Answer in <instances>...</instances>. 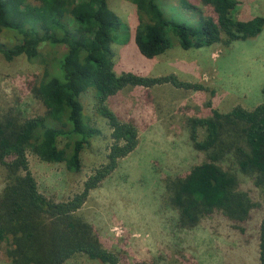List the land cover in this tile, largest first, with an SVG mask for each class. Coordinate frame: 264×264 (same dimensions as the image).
I'll list each match as a JSON object with an SVG mask.
<instances>
[{
    "label": "trees",
    "instance_id": "1",
    "mask_svg": "<svg viewBox=\"0 0 264 264\" xmlns=\"http://www.w3.org/2000/svg\"><path fill=\"white\" fill-rule=\"evenodd\" d=\"M34 1L0 0V32H9L15 39L11 44L0 42V52L8 60L19 55L34 60L41 57L40 47L45 43L61 47L62 52L34 89L45 112L26 118L9 114L0 117V251L6 244L13 264H63L75 253L104 264H122L114 251L102 245L93 226L77 214L89 191L139 142L136 124L122 120L107 99L126 86L170 83L198 89L202 85L180 80L175 74H117L111 48L113 32L120 28L126 31L127 25L109 7L108 0ZM128 1L137 11L134 40L147 58L165 52L171 38L187 49L245 40L264 29V15L248 19L233 15L239 0H197L209 6V13L202 12L191 0H180L197 10V25L166 19L157 0ZM88 89L93 93L95 112L111 128L106 161L86 178L82 191L56 201L39 191L27 151L42 161L63 162L69 171L81 168L82 151L91 137L100 133L83 114L80 94ZM187 122L192 147L204 159L169 182V202L178 212L177 226L193 228L202 218L218 215L245 234L253 218L251 211L258 204L240 188L238 172L252 177L264 192V103L252 109L238 104L226 112L212 108L208 116L190 117ZM257 234L258 260L264 264V216Z\"/></svg>",
    "mask_w": 264,
    "mask_h": 264
},
{
    "label": "rangeland",
    "instance_id": "2",
    "mask_svg": "<svg viewBox=\"0 0 264 264\" xmlns=\"http://www.w3.org/2000/svg\"><path fill=\"white\" fill-rule=\"evenodd\" d=\"M204 13V3L191 0ZM35 4L36 1L33 0ZM166 19L197 25V10L180 0H157ZM109 7L126 23L127 30L114 29V70L143 76L175 74L180 80L202 88H182L170 83L152 87L126 86L109 96L108 106L138 129L136 148L118 160L116 168L89 191L77 214L89 222L102 245L114 251L122 264H259L257 226L264 216V192L253 179L238 172L240 188L257 202L245 234L218 215L207 216L193 228L180 229L178 212L169 202L171 178L184 175L204 155L192 147L188 118L205 117L212 108L226 112L235 105L252 109L264 103V29L255 37L229 44L216 42L182 48L171 38V46L152 58L143 56L135 43L137 11L128 0H108ZM239 19L264 15V0H239L233 10ZM14 36L0 32V42L11 44ZM41 57L30 60L19 55L8 60L0 52V117H32L45 112L35 95L38 84L62 48L41 44ZM92 90L80 94L89 125L100 130L81 153L82 166L69 171L63 162H46L27 151L30 169L39 191L47 198L65 200L82 191L84 181L106 161L111 143L107 120L95 112ZM203 135V130H199ZM64 140H62V143ZM3 169L0 168V188ZM3 244L0 264H13ZM63 264H104L83 253H75Z\"/></svg>",
    "mask_w": 264,
    "mask_h": 264
}]
</instances>
